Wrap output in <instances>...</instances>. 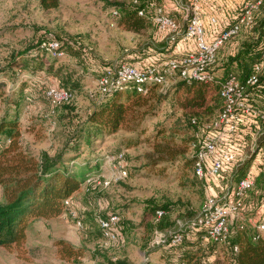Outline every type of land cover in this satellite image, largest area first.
<instances>
[{"label":"rangeland","instance_id":"rangeland-1","mask_svg":"<svg viewBox=\"0 0 264 264\" xmlns=\"http://www.w3.org/2000/svg\"><path fill=\"white\" fill-rule=\"evenodd\" d=\"M131 1L61 0L58 9L46 11L36 0H0V78L4 82L0 92L4 100L12 95L13 85L20 84L18 80L30 79L26 73H20L16 78L5 74L12 66L13 58L27 54L33 45L48 36L55 39L73 38L84 54V59L77 57V63L74 56L55 60L45 53L43 56L39 54L42 63L56 66V69L62 66L79 71L88 65L89 68L94 67L97 72H102L106 65L127 63L144 68L154 59L158 60V65L171 60L169 57L177 44L171 43L168 34L161 32L153 21L141 33L127 31L119 26L114 8L128 7ZM183 3L186 5L189 0H183ZM228 3L241 8L244 6L243 0H229ZM160 8L183 23L184 14L175 11V8H179L175 0H158L151 10L155 13ZM255 18L257 24L264 20V4ZM223 52L227 50L221 53ZM82 60L84 65L79 63ZM211 73L217 80H222L225 75L222 67L213 69ZM86 74L84 72L78 76V79L80 76L83 79L82 89L74 93L69 105L77 109L74 116L66 112V106L51 105L45 98V92L38 88L32 87L24 96L21 109L24 132L22 142L26 150L37 158H41L43 154L56 156L66 139L74 132V127L86 119L93 104L101 99L97 91L99 75ZM37 78L39 77L34 78L36 82ZM60 80L54 76L46 80V86L59 87ZM180 80L183 79L179 74L168 75L166 86L156 90L161 101L154 102V105L158 103L155 111L146 116L134 132L122 130L112 136L100 135L98 140L93 139L92 144L86 146L84 156L75 162L76 171L84 161L92 162L87 166L92 168L87 173L88 180L91 181H86L82 190L74 195L73 209L83 222V228L78 229L77 220L68 213L55 219L34 220L30 224L27 242L23 247L14 250L0 248V264H111L119 260L134 264H157L161 255L171 253V246H152L156 231H190L188 226L201 212L210 195L209 189L216 190L221 197L225 196L231 190L235 173L231 175L232 178L209 177V183L206 184L207 181L195 177L193 166L185 163L183 159L173 164H153L154 145H167L171 142L165 138L173 140L171 146L180 147V150L185 151V160H190L192 155H196L194 143L198 135L202 137L210 131L216 135L208 127L217 118L220 109L209 121H203L194 130L175 101ZM256 101L264 110V99L258 98ZM3 108L0 106V113ZM243 138L249 140V135L241 131L236 137L219 132L218 137L222 148L239 149L247 153L242 144ZM191 139L193 143L189 148L187 142ZM4 146V141L0 140V152ZM120 154H124L121 159ZM120 161L126 168L127 177L115 181L118 174L114 168ZM106 181H111L110 185L105 186ZM257 189L259 191H253L255 195L248 194L249 201L256 205L246 216V222L251 226L252 223L258 225L264 217L259 212V206L264 204V183ZM148 202L155 209L167 206L162 231L158 230L155 217L147 221V227L142 223ZM4 203L3 189L0 187V204ZM116 212L121 214V239L108 245L95 219L99 216L108 217ZM192 233L187 236L188 239ZM61 240L74 246L78 256L69 258L67 253L64 256V246L62 249L58 245ZM177 251L175 249L174 252ZM177 255L172 258L175 260L172 264L177 262Z\"/></svg>","mask_w":264,"mask_h":264},{"label":"trees","instance_id":"trees-1","mask_svg":"<svg viewBox=\"0 0 264 264\" xmlns=\"http://www.w3.org/2000/svg\"><path fill=\"white\" fill-rule=\"evenodd\" d=\"M36 1L46 11L55 10L61 6V0ZM157 1L132 0L128 7L117 6L114 9L117 13L119 26L127 31L141 33L153 21L155 13L152 12L151 7ZM141 12L143 15H140ZM263 27L264 20L261 24L255 23L252 30L247 32L244 30L220 49L213 69L222 67L225 74L222 80L191 83L180 80L175 92V101L184 112L185 117L189 119V125L194 130L203 121H209L210 117L214 116L218 109H221L220 90L225 78L234 74L241 82H245L251 75L254 64L261 60L264 51ZM50 39L53 37L42 38L29 49L27 54L13 58L12 66L7 69L5 74L8 77L16 78L20 73H26L30 79L18 80L20 84L13 85L12 95L7 96L8 98L5 100L0 92V106L4 107L0 113V140H3L5 145L0 152V187L3 189L5 198V203L0 204V248L8 250L18 249L26 244L32 221L55 219L65 213V201L77 194L84 183L88 181L87 173L92 168L89 169L87 166L92 162L84 161L77 171L75 162L84 156L86 146L92 144L93 139L98 140L97 137L100 135H116L122 130L134 132L141 125L142 120L155 111L158 103L154 105V102L161 101V96L156 94V90L159 88L157 85H151L146 95L139 93L134 85L119 88L93 104L86 119L74 127V132L66 139L56 156L51 157L43 154L41 158H37L26 150L22 142L24 132L21 124V109L26 93L32 87L45 92L48 87L46 80L56 76V79H61L59 87L69 90L74 96V93L82 89L83 79L81 76L78 79L81 73L87 72L86 75L97 73L100 77L106 69L124 64L106 65L107 67L103 68L102 72H97L94 67L91 69L88 65L79 71L62 66L56 69V66L42 63L39 58V54L41 56L43 53L46 54L41 50V44ZM56 39L62 43V48L67 56L76 57V63L77 57L81 56L84 59V54L75 39L70 37L67 39L56 37ZM225 50L227 52L221 53ZM169 58L172 59L174 56L171 54ZM79 63L84 65L83 60ZM151 64H154L153 60L147 66ZM36 76L39 77L37 82L34 80ZM3 83L0 78V91L3 88ZM260 86L262 87L249 90V93L253 92L251 97L253 104H257L256 99L258 98L264 99V74L261 76ZM72 100L63 106H66L67 113L70 112L74 116L77 114V109L69 106ZM194 119H196L195 124L193 123ZM165 140L173 142L171 139L165 138ZM192 141L191 139L187 142L189 148ZM171 142L167 145L161 143L154 145L153 164H173L183 159L185 163L193 166L194 175L198 178L195 172L196 156L192 155L190 160H185V151L180 150L178 146L173 148ZM259 143H264V138H261ZM249 163H245L235 171L233 182H237L247 175ZM263 183L264 166L257 177L254 190H258V186H262ZM253 191L249 193L254 194ZM260 203L262 204V202ZM165 209L167 206L155 209L151 202H148L144 210L143 225L147 227V221L156 217L157 211L165 212ZM116 214L121 217L120 213L116 212ZM165 215L155 222L158 230L164 229ZM250 226L246 221L234 223L231 236L223 243L207 241L205 230H198L194 233L188 231L180 245L171 246L170 254L160 256L158 264H172L175 261L172 258L176 254H178L176 260L186 264H264V235H260L257 229ZM190 232L192 236L191 239H188L187 236ZM58 245L62 249L64 246L62 250L65 251L64 256L66 253L69 258L78 256L75 247L71 244L61 240ZM174 248L178 251L174 252ZM111 264L134 263L119 260L111 262Z\"/></svg>","mask_w":264,"mask_h":264},{"label":"built area","instance_id":"built-area-1","mask_svg":"<svg viewBox=\"0 0 264 264\" xmlns=\"http://www.w3.org/2000/svg\"><path fill=\"white\" fill-rule=\"evenodd\" d=\"M175 1L179 7L175 8V11L184 14L183 23L178 18L168 15L161 8L155 12L153 17L157 28L168 34L171 43L177 44L172 52L174 58L162 65L156 64L158 60L154 59V64L144 68L124 63L106 69L97 80V91L101 99L128 85H134L139 93L146 95L151 85L166 86L168 75L173 74H179L189 83L194 81L217 82V78L211 72L216 65L218 52L241 32L254 28L256 13L263 5V0H243V8L228 3L229 0L227 3L221 0H189L186 5L183 0ZM140 15H143V12ZM262 33L264 35V27ZM40 48L55 60H62L67 56L62 43L55 38L43 42ZM262 74H264V51L261 60L254 64L252 73L245 82H241L234 74H230L222 82L220 90L222 107L217 118L208 127L214 130L217 136L210 131L202 137L198 135L194 143L195 172L200 180L207 181L206 184L209 183V177L213 179L232 178L231 175L240 166L250 162L247 175L233 182L231 190L225 196H219L216 190L210 188V195L201 212L191 220L188 229L193 233L205 230L207 241L225 242L231 236L233 224L245 222L247 214L255 208L254 203L248 201V194L255 188L259 174L258 166L260 168L264 166V143H259V140L264 138V110L251 103L253 92L249 93V90L262 87L260 86ZM45 97L51 105L61 107L71 102L73 94L69 90L50 85L45 90ZM193 123H196V119ZM241 126L244 127L240 129ZM240 131L249 135V140L243 138L242 142L247 153L239 149H234L236 150L234 151L221 147L218 139L219 132L229 137H236ZM123 155L120 154V159ZM114 169L118 174L115 181L127 177L126 168L121 161ZM110 183L111 181H106L105 186ZM74 203L75 196L65 201V214L68 213L74 217L77 220V228L81 229L83 222L79 220L77 212L73 209ZM259 211L264 212V204L260 206ZM164 215V211H157L155 220L159 221ZM95 221L103 237L109 243L108 245L120 241V215L99 216ZM256 229L260 235H264V217L260 219ZM186 232L187 230L156 231L152 246L180 245L184 241ZM174 264L186 263L177 261Z\"/></svg>","mask_w":264,"mask_h":264},{"label":"crops","instance_id":"crops-1","mask_svg":"<svg viewBox=\"0 0 264 264\" xmlns=\"http://www.w3.org/2000/svg\"><path fill=\"white\" fill-rule=\"evenodd\" d=\"M262 169H263V168H260V166H258V173H261V170H262ZM258 176H259V174H258ZM81 190H82V189H81ZM81 190H80V191H81ZM259 212H260V211H259ZM261 213H262V212H261ZM263 215H264V214H263ZM58 218H59V217H58ZM251 221H252V220H249V222H251ZM250 227L255 229L256 225L252 223V226H250ZM158 263H159V262H158ZM158 263H157V264H158ZM155 264H156V263H155Z\"/></svg>","mask_w":264,"mask_h":264}]
</instances>
